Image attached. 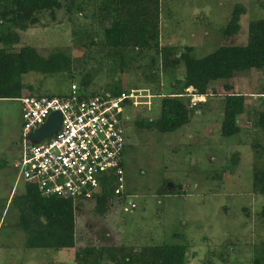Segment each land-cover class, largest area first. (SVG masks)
Wrapping results in <instances>:
<instances>
[{
	"label": "rangeland",
	"instance_id": "obj_1",
	"mask_svg": "<svg viewBox=\"0 0 264 264\" xmlns=\"http://www.w3.org/2000/svg\"><path fill=\"white\" fill-rule=\"evenodd\" d=\"M167 2L169 11L161 14L160 45L174 44L178 50L194 46L192 56L197 58L224 42L220 30L236 4H242L246 13L241 16L237 38L230 41L245 43L248 23L264 18V0ZM90 12L86 11L85 17L74 13L69 19L65 10L59 9L54 20L44 13L40 24L19 31L14 49L30 45L41 56L61 50L78 61L70 73L23 74V83L32 88L26 87L22 94H65L71 82L80 86L87 72L92 79L84 86L85 93H106L115 83H122L126 91L137 89L138 104L131 108L135 113L130 114V108L124 112L129 120L123 153L124 191L135 206H122L111 199L107 208L97 211L95 201H88L75 220V249L27 247V233L18 224L21 208L17 197L24 192L25 183L15 165L23 131L20 102L0 97V264H75V252L84 246L124 245L138 250L165 243L187 245L183 264H203L208 259L211 264H251L254 246L264 241V221L257 216L264 206V194L253 190L256 154L251 147L257 142L264 145V137L253 127L250 114L254 105L264 108V97H258L264 95V69L243 72L250 75V94L245 96V111L238 119L241 130L236 135H221L223 80L211 85L205 99H198L193 89L186 90L194 111L191 120L177 130L161 133L136 128L138 118L158 114L159 94L172 91L171 76L158 70L159 58L153 50L140 56L129 53L121 71L112 67L110 59H101L107 49L82 45L85 31L103 36V26L90 18ZM75 30L81 33L75 35ZM152 58L157 62L151 65ZM199 100L202 106L191 103ZM260 151L262 163L264 151ZM168 183L172 187L168 188ZM12 189L16 192L11 193ZM102 263L114 264L107 255Z\"/></svg>",
	"mask_w": 264,
	"mask_h": 264
},
{
	"label": "trees",
	"instance_id": "obj_2",
	"mask_svg": "<svg viewBox=\"0 0 264 264\" xmlns=\"http://www.w3.org/2000/svg\"><path fill=\"white\" fill-rule=\"evenodd\" d=\"M167 5V0H0V97L19 98L26 87L32 88L22 81V75L29 71L43 74L60 71L70 73L72 64L78 62L61 50L41 56L30 45L14 49L20 39L19 31L40 24V15L44 13H48L54 20L56 10L64 9L71 19L74 13L85 17L86 11L91 10L90 18L103 26V36H92L85 31L86 39L82 45L88 49L93 45L101 50L107 49L106 53L101 54V59H110L112 67L115 68L116 65L121 71L126 66L125 60L129 53L140 56L144 51L153 50L159 62L152 58L151 65L157 62L158 70L171 76L172 91L159 94L161 99L158 114L153 118H138L134 121L136 128L161 133L177 130L191 120L194 111L190 106L191 95L186 90L191 87L194 95L205 97L213 83L223 80L226 93L221 101V135L229 137L238 134L241 130L238 119L245 111V96L250 94V75L243 72L264 69V18L248 23L245 43L230 41L239 34L240 19L246 13L242 4H236L228 22L220 30L224 42L203 57L197 58L192 56L194 46L185 45L182 50H178L174 44L160 45L161 14L169 11ZM73 33L76 35L81 31L75 30ZM91 79L89 72L82 75L80 89H84ZM108 88V92L112 94L125 91L122 83H115ZM196 103L198 106L203 104L199 100L193 105H197ZM127 104L126 112L129 108H135L131 100ZM255 106L250 110L252 125L264 137V108L258 109ZM131 110L130 114H134V110ZM251 147L256 154V162L252 168L253 190L264 194V162L258 160L262 156L260 150L264 151V145L257 142L252 143ZM121 164L124 167L123 160ZM109 180V186H105L103 194L96 198V206L107 208L111 199L127 206L128 194L126 193V197L122 193L116 194L114 188H110L113 176ZM17 197L20 198L21 208L18 224L27 233V247L75 249V220L78 214L84 213L82 207L85 205L74 206L72 200L43 197L34 185L27 183L24 184V192L17 193ZM257 216L264 221V206ZM253 249L251 264H262L264 241ZM186 252L185 244L146 245L138 250L124 245L84 246L76 250L73 260L75 264H103L102 260L107 255L114 264H183ZM203 264H211V261L208 259Z\"/></svg>",
	"mask_w": 264,
	"mask_h": 264
},
{
	"label": "built area",
	"instance_id": "obj_3",
	"mask_svg": "<svg viewBox=\"0 0 264 264\" xmlns=\"http://www.w3.org/2000/svg\"><path fill=\"white\" fill-rule=\"evenodd\" d=\"M138 97L137 89L89 94L75 82L62 95L26 93L19 97L23 131L15 165L24 183L34 185L43 197L72 200L74 206H83L101 196L113 176L110 188L126 196L121 163L129 116L124 112L129 100L138 104ZM53 111L61 113L59 129L39 142L27 141L25 136ZM134 206L127 195V207Z\"/></svg>",
	"mask_w": 264,
	"mask_h": 264
},
{
	"label": "water",
	"instance_id": "obj_4",
	"mask_svg": "<svg viewBox=\"0 0 264 264\" xmlns=\"http://www.w3.org/2000/svg\"><path fill=\"white\" fill-rule=\"evenodd\" d=\"M61 113L59 111H53L47 117V119L42 123L36 130L29 132L25 138L30 143H36L40 140L44 139L47 136L54 134L60 127L61 124ZM167 187H172L171 183L167 184ZM96 210H100V206H96ZM86 226H90V224H86Z\"/></svg>",
	"mask_w": 264,
	"mask_h": 264
},
{
	"label": "crops",
	"instance_id": "obj_5",
	"mask_svg": "<svg viewBox=\"0 0 264 264\" xmlns=\"http://www.w3.org/2000/svg\"><path fill=\"white\" fill-rule=\"evenodd\" d=\"M259 70H260V69H259ZM189 89H192V88L190 87ZM34 92H36V91H34ZM27 93H31V92H30V91H28ZM259 96H264V95H262V94H259V95H258V97H259ZM201 97H202L203 99H205V97H203V96H200V98H201ZM254 100H257L256 96H255V99H254ZM10 192H11V191H10Z\"/></svg>",
	"mask_w": 264,
	"mask_h": 264
}]
</instances>
